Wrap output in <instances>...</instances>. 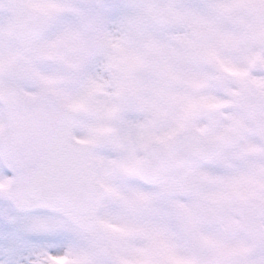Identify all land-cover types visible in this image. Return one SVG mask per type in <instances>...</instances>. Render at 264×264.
Returning a JSON list of instances; mask_svg holds the SVG:
<instances>
[{"label": "snow or ice", "instance_id": "snow-or-ice-1", "mask_svg": "<svg viewBox=\"0 0 264 264\" xmlns=\"http://www.w3.org/2000/svg\"><path fill=\"white\" fill-rule=\"evenodd\" d=\"M0 264H264V0H0Z\"/></svg>", "mask_w": 264, "mask_h": 264}]
</instances>
